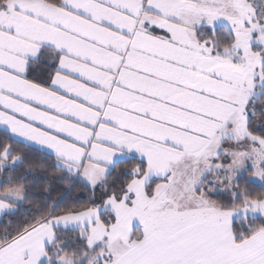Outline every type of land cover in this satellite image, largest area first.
<instances>
[{"label":"snow or ice","instance_id":"6c2138e0","mask_svg":"<svg viewBox=\"0 0 264 264\" xmlns=\"http://www.w3.org/2000/svg\"><path fill=\"white\" fill-rule=\"evenodd\" d=\"M0 264H264V0H0Z\"/></svg>","mask_w":264,"mask_h":264},{"label":"trees","instance_id":"16d2710c","mask_svg":"<svg viewBox=\"0 0 264 264\" xmlns=\"http://www.w3.org/2000/svg\"><path fill=\"white\" fill-rule=\"evenodd\" d=\"M87 197H86V195H83L82 197H81V199H86Z\"/></svg>","mask_w":264,"mask_h":264}]
</instances>
